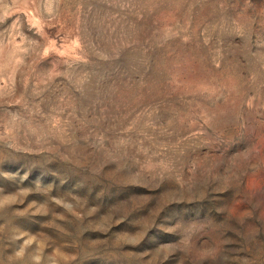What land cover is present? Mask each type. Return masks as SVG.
Returning <instances> with one entry per match:
<instances>
[{"label":"rangeland","instance_id":"1","mask_svg":"<svg viewBox=\"0 0 264 264\" xmlns=\"http://www.w3.org/2000/svg\"><path fill=\"white\" fill-rule=\"evenodd\" d=\"M0 264H264V0H0Z\"/></svg>","mask_w":264,"mask_h":264}]
</instances>
